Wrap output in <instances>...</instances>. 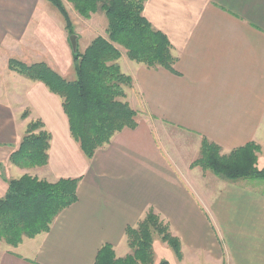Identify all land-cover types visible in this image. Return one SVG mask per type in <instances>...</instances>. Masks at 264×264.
Here are the masks:
<instances>
[{
	"label": "crops",
	"instance_id": "obj_1",
	"mask_svg": "<svg viewBox=\"0 0 264 264\" xmlns=\"http://www.w3.org/2000/svg\"><path fill=\"white\" fill-rule=\"evenodd\" d=\"M62 1L79 49L94 31L107 37L103 10L86 18ZM144 15L169 37L177 73L134 61L118 45L139 124L88 158L62 98L9 68L11 58L45 62L66 78L74 51L64 15L49 0H0V198L25 174L81 177L78 201L48 232L18 246L0 241V264H94L107 243L126 256V228L150 208L181 239L179 264H264V179L226 180L192 166L206 137L224 154L256 142L264 167V0H147ZM36 120L52 135L49 161L22 168L10 155Z\"/></svg>",
	"mask_w": 264,
	"mask_h": 264
},
{
	"label": "trees",
	"instance_id": "obj_2",
	"mask_svg": "<svg viewBox=\"0 0 264 264\" xmlns=\"http://www.w3.org/2000/svg\"><path fill=\"white\" fill-rule=\"evenodd\" d=\"M64 15L69 34L74 26L62 0H49ZM86 18L99 9L108 18L107 37L97 36L85 51L74 53L76 78L68 80L45 62L27 64L11 58L9 68L32 80L45 83L62 98L70 130L88 158L110 143L125 128L138 127V112L127 100L126 88L133 85L131 75L123 72L119 62L121 50L130 59L150 68L164 67L177 73L176 56L169 37L156 29L144 15L147 0H69ZM24 112L23 118L28 117ZM52 135L41 120L31 121L10 160L22 168L44 166L49 161ZM261 147L254 141L222 153L220 145L204 137L200 156L192 163L212 171L226 180L264 179L259 166ZM81 177L61 178L49 182L25 174L8 180V190L0 198V241L18 246L26 237L48 232L54 220L78 201ZM158 233L183 258L182 241L170 225L150 208L137 225L126 228L131 253L118 257L111 244L101 247L94 264H170L155 261L154 234Z\"/></svg>",
	"mask_w": 264,
	"mask_h": 264
},
{
	"label": "rangeland",
	"instance_id": "obj_3",
	"mask_svg": "<svg viewBox=\"0 0 264 264\" xmlns=\"http://www.w3.org/2000/svg\"><path fill=\"white\" fill-rule=\"evenodd\" d=\"M97 23L99 24V26L102 27V30H103L104 27L102 25L101 18L97 21ZM103 23H104V26L107 28V26H108V18L106 16L104 18V22ZM102 30H101V32H102ZM91 34L92 35H91L90 38H92V39L94 38L95 39V36H96L95 31L93 33H91ZM99 36H102V35H99ZM107 38H108V35H107ZM84 45H85L84 41L80 42V48L83 49ZM119 48L121 50V46H119ZM82 49H80V51H85L86 50V49H83V50ZM121 54H122V50H121ZM66 68H67V71H65V75L64 76H66V78H68V79L75 78V76H76L75 62L73 61L72 64L69 65V66H66ZM258 161H259V157H258ZM259 166L262 167V165L260 163H259ZM4 174H5V172H4ZM6 174L9 176V178L17 177V175H13V174H10V173L9 174L6 173ZM153 246H154V251H155V261L157 263L162 261V260H167V261L171 262V264H179V258L176 255V253L173 250V248L167 242H164L162 240L161 236L158 233L154 234V245Z\"/></svg>",
	"mask_w": 264,
	"mask_h": 264
},
{
	"label": "water",
	"instance_id": "obj_4",
	"mask_svg": "<svg viewBox=\"0 0 264 264\" xmlns=\"http://www.w3.org/2000/svg\"><path fill=\"white\" fill-rule=\"evenodd\" d=\"M70 42L73 48L74 53L78 52L79 47H78V35L77 34H72L70 36Z\"/></svg>",
	"mask_w": 264,
	"mask_h": 264
}]
</instances>
